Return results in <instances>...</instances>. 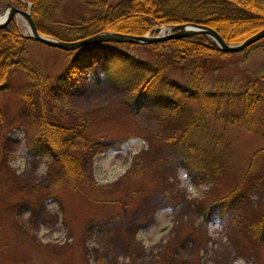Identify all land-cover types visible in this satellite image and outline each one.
<instances>
[{
    "label": "rangeland",
    "instance_id": "1",
    "mask_svg": "<svg viewBox=\"0 0 264 264\" xmlns=\"http://www.w3.org/2000/svg\"><path fill=\"white\" fill-rule=\"evenodd\" d=\"M88 1H61L46 24L64 34V24L96 13ZM16 16L18 30L26 34ZM168 31L161 28L160 34ZM98 42L149 62L158 55L125 42ZM81 47L65 50L27 38L17 55L50 77ZM245 47L199 60L205 91L216 79L226 80L231 91L228 103L224 95L208 96V112L199 114L190 134L185 132L221 157L217 185L204 170L192 177L184 156L173 152L170 141L186 126L184 116L200 105L174 89L184 84L187 67L169 61L165 50L158 56L165 67L141 100L129 94L128 86L107 78L96 62L70 68L72 84L61 91L8 66L0 86V264H264V223L259 239L252 229L264 212V169L259 156L248 166L254 150L264 145V101L245 115L235 96L264 66V39ZM108 68L122 69L117 63ZM44 115L86 124L83 136L70 140L81 161L75 187L58 179L57 164L47 171L52 163L47 150L26 152ZM229 115L233 121L222 132ZM96 138L111 145L97 151L88 145ZM227 193L233 197L222 216L205 220L197 211Z\"/></svg>",
    "mask_w": 264,
    "mask_h": 264
},
{
    "label": "trees",
    "instance_id": "2",
    "mask_svg": "<svg viewBox=\"0 0 264 264\" xmlns=\"http://www.w3.org/2000/svg\"><path fill=\"white\" fill-rule=\"evenodd\" d=\"M61 1L63 0H0V5L9 3L26 8L29 3L30 16L36 30L39 33L64 40L82 38L106 30L140 35L157 26L150 31L155 33L160 24L189 21L211 27L226 43H236L264 27V0H92L88 1V4L96 8V13L70 25L64 24V34H58L46 24V21H51V10H56ZM133 18L138 22L130 21ZM239 25L242 27L234 30ZM26 39L27 37L18 30L12 16L0 26V86L8 66L15 65L21 68L28 77L40 80L46 89L50 87L56 91L67 90L72 84L70 68L88 67L96 62L107 78L113 79L117 84L128 86L129 94H135L137 99L141 100L144 93L153 89L152 78L165 67L163 60L158 57L165 50L169 61L187 67L184 84H174V89L198 101L200 105L199 110L189 116H184L186 126L178 136L170 141L173 152L184 156L187 171L192 177L196 175V171L204 170L211 177L213 184H218L220 180H218L220 178L218 172L223 168L221 157L213 155L212 147L205 149L202 145H197L193 139L185 136L196 127L199 114L202 112L205 115L208 112L204 109L208 96L224 95L226 103L229 102L231 91L228 89V82L224 79H216L217 84L213 89L210 92L205 91L202 64L199 62L201 59L225 57L230 54L229 51L222 50L201 32L152 42H125L128 46L138 45L148 52L158 54L153 62L136 58L122 48L107 45L110 44L109 42H95L81 45V50L76 52L58 73L47 77L43 76L39 68L32 65L28 59H22L17 55V50L23 49ZM251 46L252 43L245 48ZM112 63L121 65L122 69L109 70L108 67ZM235 96L241 101L240 111L245 115L249 114L248 112H251L257 103L264 101V66L255 70L252 80L247 81L242 91L236 90ZM181 115L180 112L176 113L178 121H181ZM233 118V115H229L224 119L222 132L225 130L226 123L232 122ZM82 120L68 118L64 122L51 121L48 116L44 115L39 124L40 129L33 134L32 148L28 145L26 147L28 154H37L41 150H47L52 158L47 171L52 170L53 165L57 164L54 171L58 179H63L72 187H75L72 181L80 172L81 161L74 153L70 140L83 136L86 124ZM260 136L264 139V128L260 131ZM88 145L94 146L95 150L99 151L109 147L111 143L105 139L96 138L89 140ZM85 147L83 146L81 150L84 151ZM255 156H259L264 169V145L254 150L248 166L251 165ZM232 197L231 193L218 196L207 204L197 206V211L205 220H208L212 214L222 216ZM263 223L264 212L252 226L256 239H259Z\"/></svg>",
    "mask_w": 264,
    "mask_h": 264
},
{
    "label": "water",
    "instance_id": "3",
    "mask_svg": "<svg viewBox=\"0 0 264 264\" xmlns=\"http://www.w3.org/2000/svg\"><path fill=\"white\" fill-rule=\"evenodd\" d=\"M5 6L7 7V11L4 14V16L0 19V26L3 25L9 17L11 16L13 17L16 13H19L24 18V22L27 30L26 34L21 33L23 36L40 41L46 45L54 46L65 50L98 41L141 43V42H152V41H157L172 37L185 36L195 32H201L206 36H209L211 39H213L216 45L219 46L222 50L234 52V51L242 50L248 44L258 40L259 38L264 37V27H262L259 30L253 32L252 34L246 36L245 38H243L242 40L236 43H226L223 41L221 36L211 27L196 22L185 21V22H178L175 24H161L158 26L159 30L157 31V33L153 35L149 33L151 30L155 29L156 27H153L146 33L140 35L106 30V31L96 32L82 38H76L73 40H64L39 33L36 30L35 24L30 16L29 3H27L26 9L14 6L9 3H6ZM161 26L168 27L170 31H168L165 34H160Z\"/></svg>",
    "mask_w": 264,
    "mask_h": 264
},
{
    "label": "bare ground",
    "instance_id": "4",
    "mask_svg": "<svg viewBox=\"0 0 264 264\" xmlns=\"http://www.w3.org/2000/svg\"><path fill=\"white\" fill-rule=\"evenodd\" d=\"M6 11H7V7L6 8L5 7L4 8H0V19L4 16V14L6 13ZM15 15H17L16 18H18V21L21 24H24V26H25V22L23 20L24 19L23 16L21 14H19V13H16ZM161 28H162V30L164 29L163 26H161Z\"/></svg>",
    "mask_w": 264,
    "mask_h": 264
}]
</instances>
